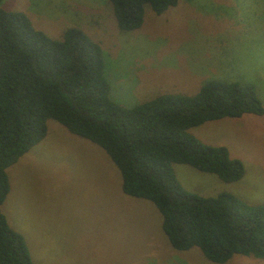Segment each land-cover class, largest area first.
<instances>
[{
	"label": "rangeland",
	"instance_id": "rangeland-1",
	"mask_svg": "<svg viewBox=\"0 0 264 264\" xmlns=\"http://www.w3.org/2000/svg\"><path fill=\"white\" fill-rule=\"evenodd\" d=\"M23 11L54 39L71 27L97 41L109 97L131 107L166 93L192 95L208 80L252 84L264 108V0H178L155 14L144 5L142 25L117 27L107 0H1ZM204 143L227 147L243 175L224 182L187 164L176 178L203 196L229 192L264 204V109L206 121L188 130ZM9 191L0 206L22 235L33 264H264L233 255L206 259L197 247L173 248L161 214L149 200L122 192L107 153L47 120L46 135L6 168Z\"/></svg>",
	"mask_w": 264,
	"mask_h": 264
},
{
	"label": "trees",
	"instance_id": "trees-1",
	"mask_svg": "<svg viewBox=\"0 0 264 264\" xmlns=\"http://www.w3.org/2000/svg\"><path fill=\"white\" fill-rule=\"evenodd\" d=\"M107 1L125 31L142 25L145 4L160 14L178 0ZM103 67L100 44L81 28L71 26L54 39L23 11L0 4V206L9 191L6 168L43 139L52 119L107 153L122 191L156 206L173 248L197 247L215 263L235 254L264 258V204L229 192L203 196L186 190L172 167L187 164L224 182L239 179L241 160L188 130L223 117L262 114L255 87L213 79L192 95L166 93L125 107L109 97ZM0 264H33L22 235L1 210Z\"/></svg>",
	"mask_w": 264,
	"mask_h": 264
},
{
	"label": "crops",
	"instance_id": "crops-1",
	"mask_svg": "<svg viewBox=\"0 0 264 264\" xmlns=\"http://www.w3.org/2000/svg\"><path fill=\"white\" fill-rule=\"evenodd\" d=\"M123 192V191H122ZM124 193V192H123ZM125 194V193H124ZM127 195V194H126ZM130 196V195H129ZM133 197V196H132ZM137 198V197H136Z\"/></svg>",
	"mask_w": 264,
	"mask_h": 264
}]
</instances>
